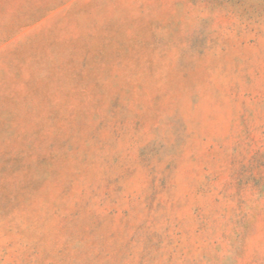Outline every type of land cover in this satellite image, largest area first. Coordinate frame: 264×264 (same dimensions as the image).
Masks as SVG:
<instances>
[{
    "label": "rangeland",
    "instance_id": "rangeland-1",
    "mask_svg": "<svg viewBox=\"0 0 264 264\" xmlns=\"http://www.w3.org/2000/svg\"><path fill=\"white\" fill-rule=\"evenodd\" d=\"M0 264H264V0H0Z\"/></svg>",
    "mask_w": 264,
    "mask_h": 264
}]
</instances>
